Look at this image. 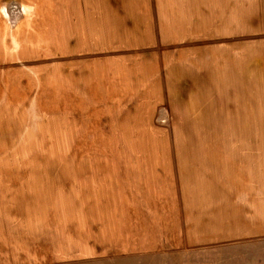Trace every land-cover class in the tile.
Wrapping results in <instances>:
<instances>
[{
    "label": "rangeland",
    "instance_id": "1",
    "mask_svg": "<svg viewBox=\"0 0 264 264\" xmlns=\"http://www.w3.org/2000/svg\"><path fill=\"white\" fill-rule=\"evenodd\" d=\"M0 264H264V0H0Z\"/></svg>",
    "mask_w": 264,
    "mask_h": 264
},
{
    "label": "crops",
    "instance_id": "2",
    "mask_svg": "<svg viewBox=\"0 0 264 264\" xmlns=\"http://www.w3.org/2000/svg\"><path fill=\"white\" fill-rule=\"evenodd\" d=\"M203 163H194V164H185V163H177L174 164H168L171 167H175L178 170V179L181 183L186 184L187 182L193 183L196 182L197 180H200L202 183H208L211 184L212 186H216L217 183L221 184L223 181H228V183H234V184H246L250 183L251 180L249 179L248 172H249V163L248 164H242V167L239 168L238 165L235 164H230V163H212V164H205L202 165ZM203 167V168H200ZM172 169V168H171ZM186 172V173H185ZM164 176H168V174H165ZM171 176V175H169ZM171 179H167L163 177L162 180L166 181H171ZM218 185V184H217ZM239 188V187H238ZM242 191L245 189H248L245 185L242 187ZM191 194L198 195V191L193 192ZM230 194L227 191H220L216 190L215 188H211V190H208V192L204 193L205 196L210 195L211 197H227V195ZM226 199H229L227 197ZM245 212L240 211V210H232L231 213L230 211H223L221 218V222L223 221L224 224H221L218 226L217 231H212L215 233H209L207 237L201 238L199 241L201 242L200 244L203 243H215V242H221L223 240H229V239H235L237 237H242L245 236L248 231L251 233H256L251 230V228L244 223L245 220ZM217 215V214H216ZM229 215V216H228ZM225 216V218H224ZM226 220V223L224 221ZM213 224L211 223H206L204 226L199 225V223L196 224L198 228L195 230L197 231L198 234H203L208 230L211 231V229H214L215 227L212 226ZM260 230V228L255 227L253 230ZM200 230V231H198ZM259 232V231H258ZM189 235V234H187ZM188 245H194L193 242L188 241Z\"/></svg>",
    "mask_w": 264,
    "mask_h": 264
}]
</instances>
